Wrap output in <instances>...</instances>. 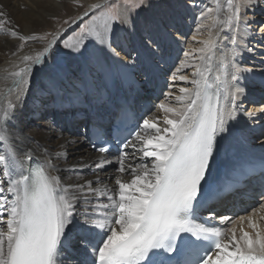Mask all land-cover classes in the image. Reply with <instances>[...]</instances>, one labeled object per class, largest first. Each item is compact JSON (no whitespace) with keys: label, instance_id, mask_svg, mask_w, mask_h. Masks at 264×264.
Instances as JSON below:
<instances>
[{"label":"bare ground","instance_id":"6f19581e","mask_svg":"<svg viewBox=\"0 0 264 264\" xmlns=\"http://www.w3.org/2000/svg\"><path fill=\"white\" fill-rule=\"evenodd\" d=\"M69 1L0 0V9L7 13L8 18L12 21L11 27L16 28L21 35L34 36V32L50 21V16L58 14ZM104 1L85 0L87 8L81 15L88 17L92 14L87 20L88 27L92 25L93 17L99 16L103 12L95 13L97 8L93 9L91 6H101ZM257 1L235 0L242 6L241 15L244 14V8L257 5ZM189 3L188 0H148L144 2L139 11L121 5L118 9L119 21L116 24L115 22L111 23L106 43L101 44L94 37H89L84 41L86 47L81 48L79 52L66 48L64 56L61 58L62 66H54L52 61L54 49L65 32L77 23L78 18L67 23L52 36L50 41L55 38L52 50L43 58V62L40 65H32L30 76L26 77L29 83L22 85L23 91L19 93L21 97L19 102L16 100L17 89L13 83L15 78L11 76V73L30 64L31 62L23 61V57L26 55L35 56L49 42L44 43L39 39L23 42L10 36L6 31L0 30V109L6 108L9 101L18 104L15 117L9 122L13 133L12 147L17 153V157L23 161V167L22 169L18 168L17 173L23 171V174L26 175L29 163L27 156L38 159L41 164H45L47 158L53 165V169H47L48 172L51 175L60 176L63 186L71 185L74 190L75 185H83L87 181H92V186L99 190L95 195H88L87 204L83 200L77 204L78 212L82 210V207L109 203L106 197L99 195V192L118 188L115 183L117 178L124 182H130L133 174L129 165H150L151 158L143 157L141 151L143 144L135 136L129 141L127 149L123 152L127 153V158L124 159L126 173H120L118 171L119 161L123 153L119 156H112V152L100 154L88 147L85 127L88 116L94 117L104 124L114 116L115 107L126 102L131 105V108L141 119L138 133L145 137L150 136L154 134V130L144 129L143 121L149 119L157 122L161 129L168 127L163 123L164 118L176 119L177 117L171 113H165L160 105L182 107L176 98L185 95L181 92L182 88L190 90L194 88L192 80L198 79L194 73L197 68L203 69L205 65L210 68L206 72L209 84L219 86L222 96L221 103L226 108H234L231 118L228 117L227 111L225 112L227 131L221 133L222 138H226V142H230L229 151L234 154L258 152L264 159V138L261 136L264 119L259 120L253 114L262 109V107H257L253 100L261 99L259 95L264 93V88L260 87L264 82V71L262 74H250L248 73L249 69H246L248 67L245 62H242L245 58L242 52H247L249 55L254 54L247 48V38L251 36L248 33L249 28L247 30L245 24L248 19L240 20L238 25H233L231 28L216 23L217 16L221 20L225 18L228 6L227 0H219L220 7L217 8V0H214L215 17L210 18L209 13L205 11V14H201L202 16L197 18H201V22L205 17H207L205 20L209 19L205 31L206 38L199 39L201 42L198 45L199 50L202 49V44L205 47L204 42L210 38L215 40V46L211 52L205 51L199 54L196 52L197 48L193 46L194 43L192 44L194 34H198L200 29L199 21L197 20L198 25L187 45L181 43L184 40V33L177 31V29L183 30L184 26L190 29L188 18L190 20L196 18L193 14L195 8ZM259 17L262 18V16ZM258 28L256 27V29ZM148 35L150 38L146 39L149 37ZM233 38H235V44L232 43ZM178 43H181L185 49L179 65L172 71L175 64L168 67L172 62H175L178 56ZM251 44L254 45V48L257 47L261 50L257 43ZM131 51L135 58L131 57ZM168 53L170 56L163 58V55ZM185 53H189V55H185ZM207 56H211L210 61L206 59ZM233 65L241 69L237 81L231 80ZM181 68H188L190 71L186 74L181 73L182 75L179 74L176 78L174 73ZM169 70H171L170 79L173 76L176 79L183 76L187 77V80H180L183 85L177 86L176 94L172 96V99L167 98V102L157 103L159 99H156L154 88L157 89L161 85L165 80L162 79L163 75L167 74ZM130 74H135L137 80ZM217 76L221 77V81L216 80ZM253 81L255 82L251 86L250 83ZM187 83L188 85H186ZM233 85L243 88L244 93L239 96L234 105H229L223 96L225 92L233 90ZM213 89L215 90V87ZM169 93L171 90L166 92L167 95ZM60 94L64 95L59 98ZM50 112L53 113L51 117L49 116ZM59 129L66 130L71 134L61 132ZM235 129L238 130L236 133ZM234 134H240L244 140H235ZM5 151V147L0 144V154H5ZM103 160L107 161L104 166L96 168L95 165ZM225 161L226 159L221 155L216 164L209 165L206 179H213L215 171L222 170V164ZM212 167L215 168L213 172ZM17 173L8 176L0 171V181L5 182L0 186L7 187V182L17 178ZM97 178L99 182H97ZM247 185V189L250 191L249 196L251 193H258L251 180L247 181ZM111 194L109 192V195ZM0 195L11 199V194L8 192ZM252 197L254 200L257 199L258 203L250 208L247 204L255 201L244 202L242 197L240 202L243 205L241 210H237L233 194L227 195L214 206V209H217L218 220L222 216L230 218V221L222 223L223 242H228L233 233L237 239L243 232H248L253 239L256 238L257 231L264 235V207H262L264 199L262 196L252 195ZM229 207H231L230 210ZM253 224L256 225L255 228L252 227ZM65 246L67 247V242H65ZM65 255L71 257V264H75V261L80 258L79 253L72 249Z\"/></svg>","mask_w":264,"mask_h":264},{"label":"snow or ice","instance_id":"6c2138e0","mask_svg":"<svg viewBox=\"0 0 264 264\" xmlns=\"http://www.w3.org/2000/svg\"><path fill=\"white\" fill-rule=\"evenodd\" d=\"M143 5L144 0H131L129 7L138 9ZM227 6L225 18L217 16L216 23L231 28L238 25L242 6L235 0H227ZM91 7L96 9L100 5ZM118 19L112 10L101 12L93 17L90 27L82 28L72 43L65 42L64 47L79 52L86 47L84 41L89 37L106 43L110 25ZM11 25L7 13L0 9V30L23 42L36 39L21 35ZM54 40L35 56H24L23 61L31 63L11 73L18 102L22 85L29 83L26 77L30 76L32 65L43 62ZM232 43H236L235 38ZM204 45L200 51L211 52L215 40L210 38ZM206 59L210 61L211 56ZM209 70L207 65L197 68L194 76L198 79L192 80L194 88L181 89L185 95L176 99L182 107L160 105L165 113L177 117L164 118L168 127L161 129L157 122L143 121L144 129H152L154 134L145 137L137 133L136 139L143 144V157L151 158V164L129 165L133 174L130 182L117 178L118 188L99 192L109 203L82 207L79 212L77 204L81 200L87 204L88 195L99 190L92 186V181L77 184L74 190L71 185L63 186L60 176L48 172L53 165L47 158L45 164L30 166L27 175L23 171L17 173L23 161L12 147L9 122L15 117L18 104L9 101L6 108L0 109V144L6 150L0 154V171L8 176L17 173L7 187L0 186V194H11L10 200L0 195V264H71V257L65 255L68 249L79 253L75 264H264V235L259 231L255 239L243 232L239 239L233 233L228 242H223L220 227L197 220L216 138L227 131L225 112L229 118L234 113V108L221 103L219 86L209 84ZM240 71L233 65L232 81L239 79ZM216 80L221 81V77ZM232 89L223 96L229 105H234L244 93L239 86L233 85ZM93 147L99 153L108 152L104 146ZM26 158L31 160V156ZM126 158L127 153H123L120 173L126 171ZM106 162H98L95 167L102 168ZM4 183L0 181V185ZM222 194H213L211 198ZM220 221L228 222L230 218L222 216Z\"/></svg>","mask_w":264,"mask_h":264},{"label":"rangeland","instance_id":"374dc122","mask_svg":"<svg viewBox=\"0 0 264 264\" xmlns=\"http://www.w3.org/2000/svg\"><path fill=\"white\" fill-rule=\"evenodd\" d=\"M146 1H148V0H144V2H146ZM151 1H153V0H151ZM188 1L190 2L189 4H191V6H193L195 8L193 14L195 15L196 18H195V20H194V18L192 20H190V18H188L189 19V25L191 27L190 29H188L184 26V27H182L183 30L177 29V31H179V33H184V35H183L184 40L181 41V43L187 45L188 40L189 41L191 40V35L194 33L197 25L200 24V26H199L200 29L198 31V34H194V36H193L194 42H192V44L194 43L193 46L195 48H197L196 52H199V54H200L201 51L199 50L198 45L201 42H199V39L202 37L206 38L205 31H206L207 23H208L209 19L205 20L207 18V17H205L203 19V21L201 22V18L198 19L197 17L198 16L200 17L201 14H205V11L208 12V9H212V12L209 13V15H210V18H214L215 12H216V5L214 3V0H212V1L211 0H188ZM257 2H258L257 5H259V6H257V5L253 6L252 5L251 8H248V7L244 8L245 9V10H243L244 14L241 15V19H240L241 21L248 19V20H246L245 24L247 25V30L249 28L248 33L251 34V36H248V38H247L248 39L247 48H248V50H250L251 53H254V54L249 55V54H247V52H242V54H244V56H245L244 61L242 60V62L243 63L245 62V65L248 67L246 69L251 70L248 72L250 74H262L264 71V0H258ZM130 3H131V0H107V1L105 0L104 4L101 5L100 8H97L95 13H97L98 11L107 12L109 10H112L119 17L118 9L120 8V6L126 5L128 8H130L129 7ZM206 5L208 7H204ZM86 8H87V3L85 2V0H70L67 3V5L61 9V11L58 14H56L54 16H50V18H49L50 21H47V23H45V25L42 28H40L39 30L34 32V36L36 37V39H39V40L43 41L44 43H48L51 40L52 36L56 32H58L61 28H63L67 23L78 18L77 23L74 24V26H72L70 29H68L65 32V34L61 37L59 42L57 43V47L54 49V53H53L54 55L52 58L54 66H62L61 58L64 56L63 53L66 50V48L64 47L65 42L72 43V40L77 37V34L80 33L81 29L88 27V21L87 20L89 19V17H91L92 14L89 15L88 17H87V15L86 16L81 15V13ZM257 8H259V9H257ZM141 9H142V7L138 8V9H133V10L139 11ZM250 9H252V10H250ZM257 14H260V15H257ZM259 16H262V18L260 19ZM197 20L199 21L198 24H197V22H198ZM118 21H119V19L114 21L115 24ZM254 25H255V27H254ZM256 27H259V28L256 29ZM184 29H185V31H184ZM44 37H46L47 39H43ZM148 38H150V36L147 37L146 39H148ZM257 38H260V39L257 41L256 40ZM85 40H88V38H86ZM150 41H152V40L150 39ZM175 42H178V40H175ZM181 43L177 44V45H179V48H178V56H177L175 62H172L168 67V68H170V66H173V64H175L173 66V68L171 69L172 71H173L174 67H177L179 65V62L181 61L182 56H183V52H184L185 48L181 46ZM251 43H254V44L257 43V45L260 46L261 50L258 49L257 47L254 48V45H252ZM202 48H204L203 44H202ZM192 52L194 54V51H192ZM132 54H133V51H131V57H134ZM166 56H170V54L168 53L167 55H163V58H166ZM128 57H130V56H128ZM193 57H194V55H193ZM185 69H182V68H181V70L179 69L176 73H174V76L176 77L179 74L180 75L186 74L190 71V69H188V68H185ZM259 69H260V71H259ZM171 70H169L167 74L163 75L162 79L164 78L165 80L161 83V85H159V87L157 89H156V87L154 88V90L156 91L155 92L156 99L157 100L159 99L157 101V103H159L161 101L167 102V100H166L167 98L172 99V96L174 94H176L175 92H176L177 86L183 85V82H182L183 80L180 82L181 79H176L177 77L175 78L174 76L172 77V79L169 78L170 74H171L170 73ZM244 71L246 72V70H244ZM257 72H259V73H257ZM130 75H133V77H135V80H137L136 79L137 77L135 74H130ZM171 80H173V81H171ZM137 82L140 84L139 81H137ZM254 82L255 81H253V83L251 82L250 85L252 86L254 84ZM93 83H95V82L93 81ZM186 85H188V83ZM151 87H152V85H151ZM260 87L264 88V82H263V84L260 85ZM170 90H171V93H169L167 95L166 92L170 91ZM63 95L64 94H60V95H58V97L60 98ZM259 96L261 97L262 100L261 99H255V100H253V102L257 105V107H262V109H260L258 112H254L253 114L255 116H257L259 118V120H262V119H264V93L262 95H259ZM153 102H155V101H153ZM245 109L247 110V107H245ZM52 114L53 113L50 112L49 116L51 117ZM251 116H253V115H251ZM263 125H264V123H263ZM54 127L56 128L55 125H54ZM261 128H262L261 130L263 132L261 134V136H262V138H264V126H262ZM61 132H64L66 134H68V133L71 134L70 132H68L66 130H63ZM51 169H53V166L51 167Z\"/></svg>","mask_w":264,"mask_h":264}]
</instances>
